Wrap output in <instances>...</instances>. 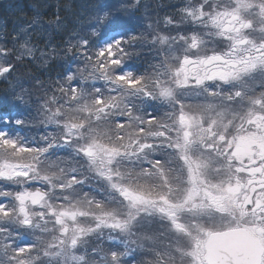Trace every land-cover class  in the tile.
<instances>
[{"label":"snow or ice","instance_id":"snow-or-ice-1","mask_svg":"<svg viewBox=\"0 0 264 264\" xmlns=\"http://www.w3.org/2000/svg\"><path fill=\"white\" fill-rule=\"evenodd\" d=\"M39 7L0 25V264H264V0Z\"/></svg>","mask_w":264,"mask_h":264},{"label":"trees","instance_id":"trees-1","mask_svg":"<svg viewBox=\"0 0 264 264\" xmlns=\"http://www.w3.org/2000/svg\"><path fill=\"white\" fill-rule=\"evenodd\" d=\"M66 2L67 0H0V25L7 24L12 27L18 22H23V19H31L34 15V6H40L39 10L47 13V16H45V19H47L55 11L58 3ZM96 2L98 0H72L76 10L78 12L85 11V15L88 13L87 6ZM157 3H160V0H157ZM69 18L71 19V16ZM39 74V71H37V75ZM4 87L5 85L0 84V110L6 107L4 104Z\"/></svg>","mask_w":264,"mask_h":264},{"label":"rangeland","instance_id":"rangeland-1","mask_svg":"<svg viewBox=\"0 0 264 264\" xmlns=\"http://www.w3.org/2000/svg\"><path fill=\"white\" fill-rule=\"evenodd\" d=\"M166 1H168V2H169V0H166ZM156 2H157V0H156ZM168 2H167V3H168ZM167 3H166V4H167ZM159 4H160V3H159Z\"/></svg>","mask_w":264,"mask_h":264}]
</instances>
